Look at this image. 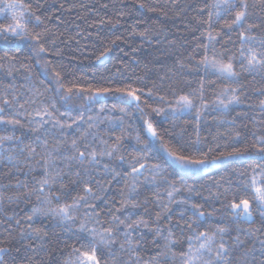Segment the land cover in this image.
I'll return each mask as SVG.
<instances>
[{"label":"snow or ice","instance_id":"6c2138e0","mask_svg":"<svg viewBox=\"0 0 264 264\" xmlns=\"http://www.w3.org/2000/svg\"><path fill=\"white\" fill-rule=\"evenodd\" d=\"M171 2L175 4L176 0ZM137 3L140 8L156 11L144 0H137ZM43 7L39 2L33 5L25 0H0V14H4L7 21L0 23V38L4 41H30L31 52L37 57L36 63L42 65L43 76L35 85L25 77L27 99L12 84L0 91V125L5 126V132L11 128L10 134L0 135V161H7L19 171L16 156H24V163L39 156L36 163L43 168V177L31 187L26 182L17 181L14 187L24 188L23 193L13 197L0 192V210L4 211L5 203L22 201L31 204L35 197L30 215L20 218L13 213L0 218V224L7 225L0 233V264H46L43 259L28 255L29 252L46 251L48 232L34 226L36 217L57 221L56 227L62 233H71L70 238H75L62 261H56L54 253L48 252L47 264H152L140 255L144 248L145 233L142 229L154 233L153 244L165 241V247L171 253L170 257L165 253L166 258L179 264H264V98L247 105L249 109L259 110L251 118L250 135L236 127V119L241 113L232 120L223 121L232 127L226 134L217 132L213 135L214 144L202 136L200 130L207 109L228 116L232 106L245 104L248 99L247 85L242 83L245 77L251 76L253 80L259 77L264 82V0H206L204 6L197 10V16L193 17L196 27L192 29L193 32L199 30L205 42H199L200 37L194 36L193 50L183 59H178L173 67L159 76L157 83L148 88L132 83L122 87L86 88L76 81H67L63 65L44 60L41 56L49 52L53 56L61 55L45 46L47 28L35 30L46 19H51V16L38 14ZM63 7L61 3L60 8ZM99 23L103 25L106 21L101 19ZM216 24L221 25L219 30L215 29ZM232 33H236V40L232 39ZM140 35H146V31ZM222 35L227 39L217 49L218 38ZM109 51L106 48L97 59H103ZM16 60L14 56L0 57V61L9 62V76L20 69L30 76L31 64L21 63L17 68ZM3 67L4 64L0 63V69ZM201 70L204 75L198 88L184 91L179 87L185 72L191 74ZM209 73L227 81L213 89L215 98L211 101L205 96L206 87L215 84V81L207 79ZM45 80L55 85L56 98L46 95L53 89L44 87ZM253 91L264 97V86ZM108 95H120L127 102V107L140 113L143 135L136 131L132 136L131 125L125 124V119L132 113L126 107L115 103L111 106L101 104L94 115L90 114V108L86 109V104L100 103L98 98ZM77 100L81 103L77 104ZM25 105L36 106L33 111L23 112L28 119L27 127L37 134L36 140L23 147L6 148L10 142L23 143L15 133L25 127L20 111L25 109ZM116 112L120 113L119 117L112 115ZM153 114L164 120L171 118L173 128L185 115L192 116L194 138L184 127L174 134L161 129L159 123L152 119ZM243 116L247 118L248 113L244 112ZM104 125L107 127L102 128ZM242 127L248 130L249 125L243 124ZM73 129L78 135L70 138L68 133ZM41 132L44 133L43 138ZM49 136L54 144L49 143ZM130 137L136 146L132 153L125 155L122 149ZM220 140H223L222 144ZM112 161H119L121 165L127 162L130 170H117L111 165ZM237 162L253 163L243 169L233 168L227 177L212 181L217 188L214 195L220 202L219 209L208 211L204 204L194 202L191 194L197 192L195 185L173 178L181 173L195 176L226 163ZM66 177L79 191L70 202L66 199L61 202L66 196ZM114 183L122 185L119 199L113 196L110 201L103 200L106 208L97 210L95 202L102 197L94 188L107 192ZM141 186L151 187L155 198L153 203L161 209L155 214L156 227H151L143 215H137V210L142 207L145 213L148 211V198L138 199ZM221 187L223 192L219 191ZM160 190L166 193L167 203L163 202ZM182 191L189 196L178 200L177 195ZM171 204L180 206L177 226L184 221L181 237L184 231L189 233L186 249L179 252L174 250L178 240L172 230ZM219 212L228 218L227 223L222 218L215 225L203 227ZM255 214L259 216V226H253L256 224ZM162 217L166 219L167 227L159 224ZM244 223L249 226L241 227ZM37 241L38 246L34 243ZM13 251L16 255H11ZM152 260L155 261L156 257Z\"/></svg>","mask_w":264,"mask_h":264},{"label":"trees","instance_id":"16d2710c","mask_svg":"<svg viewBox=\"0 0 264 264\" xmlns=\"http://www.w3.org/2000/svg\"><path fill=\"white\" fill-rule=\"evenodd\" d=\"M35 5L37 2L44 5L40 9L39 13L42 17L51 16V19H46L44 24L36 27V31H42L47 28L48 32L44 37V43L51 52L59 51L60 56H53L51 53H43L41 56L44 60H50L54 64H60L64 66V74L67 81H76L84 87H122L126 83H132L135 86H143L145 88L151 87L153 83L158 82V78L173 65L178 59H183L189 52L195 47L193 37H200L201 43L205 42V38L201 36L200 31L193 32L192 29L196 27L193 17L197 16V10L204 6L206 0H176L173 4L171 0H144V2L155 8L156 11H149L148 7L140 8L137 0H25ZM63 3L64 7L60 8V4ZM75 5V7H72ZM83 5L84 7H80ZM107 5V7H102ZM123 13V15H120ZM204 18H207L205 12ZM106 21L105 24L100 25V20ZM111 21V23H107ZM119 21V23H116ZM4 14H0V23H6ZM220 24L215 25V29L219 30ZM146 35L141 36V32H145ZM232 39L236 40V33H232ZM119 37V39H117ZM219 39V43L216 44V48L220 49L221 45L227 39L226 35H222ZM114 42V43H113ZM238 47V43L236 45ZM108 48L110 51L107 55L98 60L97 57L101 52H104ZM235 51V48H233ZM5 55L17 57L15 61L16 67L19 68L21 63L31 64V75L20 71H13L12 75H8L9 62L0 61L4 64V67L0 69V91H2L7 85L12 84L24 94V98L27 99L26 87L27 81L25 77H28L33 85L38 84L42 76V65L36 63L37 57L31 52V42L24 41H4L0 38V57ZM204 72L193 71L191 74L185 72L183 79L180 82L179 87L184 91H189L199 87V80ZM207 79L209 81H215V84L206 87L205 96L208 101L213 100V89L218 86L227 83L215 75L208 74ZM190 81V83H185ZM242 83L247 85V97L245 104L234 105L230 115L222 116L217 110L211 108L207 109L203 115L201 121V135L207 137L211 143H215L212 140V136L217 132L227 133L232 125L223 121L232 120L237 116V113L241 115L236 119V127H238L245 135H250L251 132V118L259 111L258 109H249L248 104H256L259 97L253 89L264 86V82L256 77L255 80L251 76H247L242 80ZM24 87H21V86ZM44 87L52 88L53 91L48 92V97L56 98L54 84H50L48 80H45ZM100 103L93 102L92 104H86V109H91L90 114H95L96 110L101 107V104H117L119 107H126L127 111L132 115L125 119L126 125H131L132 136H135L136 131H140L143 135V130L140 127L143 117L138 111L132 107H127V102L120 95H108L105 97H99ZM77 104L81 103L80 100L76 101ZM60 107V104H57ZM35 105H25V109L20 110L22 112V121L25 124L24 128H19L16 131V135L20 136L23 143L10 142L5 145L6 148L15 149L17 145L23 147L36 140V133H33L28 127V119L23 116L24 111H33ZM63 111V108H61ZM247 112L248 116L245 118L243 113ZM113 116L119 117L120 113H112ZM152 119L159 123L161 129H167L171 133L178 132L180 128H187V132L194 138V120L190 115H185L179 121L176 122V127L173 128L171 118L164 120L163 117H156L154 114ZM187 121V123H185ZM248 124V130H244L242 125ZM5 126L0 125V135L10 134L11 128L5 132ZM107 127L106 125L102 128ZM116 134H119L117 129ZM43 138L44 133H40ZM71 138L78 133L70 130L68 133ZM105 138L107 136L105 135ZM168 138V137H166ZM49 143L54 144L51 136L48 137ZM223 143V140H220ZM136 146L135 140L131 137L124 143L122 151L125 155L132 153ZM38 151L42 152V149L38 148ZM16 156V153L13 152ZM25 156L27 153L24 154ZM19 161L18 171L16 167H13L7 161H0V192L6 195L15 197L17 194L25 191L22 187H14L17 181L28 183L31 187L36 181L43 177V168L36 163L40 160L37 156L35 160H31L28 163H24V156H16ZM107 162V160H105ZM43 162L41 161L40 164ZM249 163H226L219 168L210 169L206 173H200L195 176L188 174L174 175V179L182 180L184 183L195 185L197 192L192 193V200L196 203L204 204L206 210L211 211L213 208L219 209L220 202L214 195L217 192V188L212 185V181L219 179L221 176L227 177L233 168H246ZM59 164V162H58ZM111 165L116 167L117 170L129 169V165L125 162L123 165L119 161H112ZM63 167L62 164H59ZM102 167V165H101ZM130 170V169H129ZM179 171V170H177ZM144 179L143 176L140 177ZM66 185V196L62 197L61 202L68 200L78 194V189H75L70 182V178L66 177L64 180ZM122 185L113 184L109 191L103 192L98 188H94L96 194L102 197V200H98L95 203L98 205V209H105L106 206L103 200H111L113 196L119 199V188ZM179 186V185H178ZM58 187V186H57ZM224 188L219 189L223 192ZM127 191V189H126ZM140 195L138 199L143 201L148 198L149 203L146 205L148 211L145 213L144 207L137 210V215H143L145 219L150 221L151 227H156L155 214L161 209L158 208L153 200V190L150 186H141L138 189ZM161 191V196L164 203H167L166 193ZM198 193V194H197ZM189 196V193L182 191L177 195V199H183ZM207 198V200L205 199ZM220 199H223L221 197ZM35 204V197L32 198L31 204H25L22 201L19 203H5L3 205L4 210H0V218H5L8 215L15 213L18 217L22 218L30 215L32 207ZM172 220V230L178 243L175 247V251L179 252L187 247V236L189 233L184 231L183 237H181V231L184 221L179 222L180 206L177 204L170 205ZM83 211V209H82ZM135 218V217H134ZM227 223V217L223 212H219L213 217L209 218L203 227L209 225H215L219 223L221 219ZM187 219V216H185ZM256 224L253 226H259V216L254 215ZM33 224L35 227H40L48 232V238L46 242V251L36 253L29 252L28 255H33L35 259H43L46 264L49 261L48 252H53L56 261H62L70 251V246L74 243V237H71V233H62L61 229L56 227L57 221L46 219L44 217L34 218ZM159 224L162 227H167V221L165 218H161ZM7 225L0 224V233L3 232L4 227ZM247 223L241 225V227H248ZM75 227V226H74ZM234 227V225H233ZM142 231L144 235V248L140 252L141 257L145 261H152V264H179L178 261H171L166 258L170 257L171 253L168 252L165 247L166 242L161 240L159 245L152 243L154 233ZM167 232H165V235ZM37 246L39 242H34ZM159 253V255H157ZM11 255H16L13 251ZM23 255V254H21ZM156 257L153 261L152 258ZM9 257H5L8 259ZM127 259V257H124Z\"/></svg>","mask_w":264,"mask_h":264}]
</instances>
